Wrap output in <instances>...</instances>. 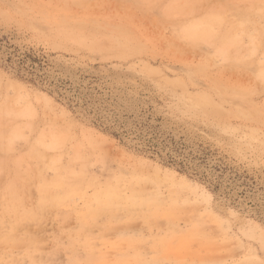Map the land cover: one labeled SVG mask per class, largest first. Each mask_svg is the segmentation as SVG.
<instances>
[{
	"label": "rangeland",
	"instance_id": "obj_1",
	"mask_svg": "<svg viewBox=\"0 0 264 264\" xmlns=\"http://www.w3.org/2000/svg\"><path fill=\"white\" fill-rule=\"evenodd\" d=\"M5 46L254 190L212 192L0 62V264H264V0H0Z\"/></svg>",
	"mask_w": 264,
	"mask_h": 264
},
{
	"label": "trees",
	"instance_id": "obj_2",
	"mask_svg": "<svg viewBox=\"0 0 264 264\" xmlns=\"http://www.w3.org/2000/svg\"><path fill=\"white\" fill-rule=\"evenodd\" d=\"M0 62L6 69L11 70L19 77L46 85L59 97L75 106L89 110V113L95 115L99 124L109 122L111 127H117L120 130V136L133 137L135 140L142 141V146L146 151L160 157L163 156L168 165L174 166L182 172L190 170L196 175H200V178L210 185L212 192L230 196L237 188L241 187L240 195L243 196L254 190V187L245 182L246 177L243 175L228 171L225 166H209L207 163L208 154L204 150H188L183 143L175 142L172 138L161 134L156 126L148 123H135L133 128L126 129L124 122H120L113 114L111 116L107 114L105 102L92 100L82 92L80 87H73L69 82L53 79L52 68L45 57L20 52L15 48L5 46L0 47ZM112 135L117 137L119 133H112ZM202 166L204 171L197 174L198 167ZM230 200L233 201L231 198Z\"/></svg>",
	"mask_w": 264,
	"mask_h": 264
},
{
	"label": "bare ground",
	"instance_id": "obj_3",
	"mask_svg": "<svg viewBox=\"0 0 264 264\" xmlns=\"http://www.w3.org/2000/svg\"><path fill=\"white\" fill-rule=\"evenodd\" d=\"M1 129H3V127L1 128ZM0 137H2V138H4V136L3 135H0ZM10 137V136H9ZM49 189V188H48ZM68 191V190H67ZM66 191V192H67ZM105 193V192H104ZM98 194V193H97ZM96 195V194H95ZM115 195V194H114ZM63 196V195H62ZM99 197L100 198H102V197H104L105 199L107 198L105 195H103V194H99ZM115 197V196H114ZM139 199V198H138ZM133 201V200H132ZM107 202L109 203L110 201L107 199ZM139 203V201L137 202V204Z\"/></svg>",
	"mask_w": 264,
	"mask_h": 264
}]
</instances>
